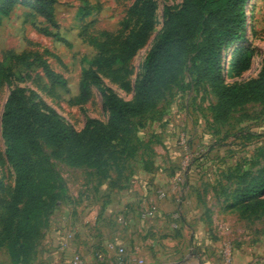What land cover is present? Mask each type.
Masks as SVG:
<instances>
[{"label": "rangeland", "instance_id": "obj_1", "mask_svg": "<svg viewBox=\"0 0 264 264\" xmlns=\"http://www.w3.org/2000/svg\"><path fill=\"white\" fill-rule=\"evenodd\" d=\"M133 1L56 0L55 25L23 4H16L7 14L0 15V63L4 60V67L13 72L8 78L0 76V232L16 182L1 125L9 91L19 89L26 103L54 111L77 130L85 126L87 119L105 123L108 113L102 105L101 86H91V96L86 102H71L78 94L83 58L90 59L95 54L83 41L82 33L86 29L90 33L115 31ZM181 1L153 0L154 28L147 43L124 66L99 71L104 85L121 98L133 97L140 64L160 32L163 7L177 8ZM241 49L248 50L251 56L250 66L245 70L230 60ZM9 51L26 52L28 62L16 57L4 59ZM227 54L230 59H225L222 67L228 82L246 81L260 70L264 59V0H249L244 34L226 46ZM35 55L65 79V87L52 82L33 61ZM240 56L243 61L246 52ZM189 66L187 63L179 78L165 88L156 107L141 117H132L129 130L123 136L130 140L126 149L131 154L130 160L123 158L121 146L112 147L114 179L121 168L126 174L116 179L129 184L135 169L145 175L153 170L160 173L150 184L151 197L144 192L139 194L138 205L130 210V220H117L114 227L128 229L130 235H162L161 246L166 245L164 240L173 246L182 244L186 253L197 252L201 261L211 254L223 264H231L236 255H248L244 264H264V213L247 215L233 198L264 164V98L236 107L224 122L214 120L217 98L212 86L208 81L195 83ZM42 147L64 180L65 190L57 191L56 205L40 221L37 235L41 238L50 231L51 217L55 212H62L69 202L67 181L71 185L70 195H76L81 168L69 163L64 155H56L46 143ZM158 190L164 196L160 197ZM155 201L158 205L170 202L172 207L161 209ZM67 230L66 235L72 232L78 235L74 225ZM41 238H37L35 254ZM221 251L225 258L229 256L228 262ZM0 264H15L6 244L0 247Z\"/></svg>", "mask_w": 264, "mask_h": 264}, {"label": "trees", "instance_id": "obj_2", "mask_svg": "<svg viewBox=\"0 0 264 264\" xmlns=\"http://www.w3.org/2000/svg\"><path fill=\"white\" fill-rule=\"evenodd\" d=\"M56 0H0V15L7 14L16 4L31 7L49 24L55 25ZM249 0H182L177 8L165 5L162 26L140 64L134 82L133 97L125 100L105 86L100 70L120 67L148 41L154 28L153 0H134L119 21L115 31L101 30L82 33L83 41L95 54L83 58L78 94L74 104L86 102L91 86H101L105 123L87 119L81 130L68 125L52 110L24 101L19 89L9 91L1 114L3 136L8 142L7 156L16 171L15 190L7 217L0 232V247L7 245L15 264H30L35 255L40 221L48 209L56 205L57 191L65 190L52 161L44 152L42 143L49 145L56 155L81 168L93 169L106 177L113 166L112 147L121 146L124 159L129 139L123 137L129 130L132 117H141L156 107L165 88L175 82L190 63V76L195 83L208 81L217 98L213 108L214 120L226 121L233 110L243 104L264 98V59L257 74L243 82H228L222 64L226 46L242 38L246 27ZM48 34L47 31H43ZM246 52L241 61L240 53ZM28 54L7 52L25 62ZM240 70L248 69L250 52L241 49L230 59ZM34 62L40 65L53 83L65 87V79L56 73L40 56ZM29 64V63H28ZM13 75L10 68L0 63V76ZM234 201L247 215L264 213V164L258 174L234 195Z\"/></svg>", "mask_w": 264, "mask_h": 264}, {"label": "crops", "instance_id": "obj_3", "mask_svg": "<svg viewBox=\"0 0 264 264\" xmlns=\"http://www.w3.org/2000/svg\"><path fill=\"white\" fill-rule=\"evenodd\" d=\"M79 170L76 195H70L71 185L67 181L69 202L62 212H55L51 217L50 231L39 241L31 264H71L74 253L81 255L84 264H114L115 252L109 249V244L126 249L127 264H137L135 259H142V264H223L211 254L201 261L197 252L186 253L182 244L173 246L164 240L166 245L161 246L162 235H130L128 229H115L117 220H130V210L138 205L139 194L144 192L151 197L150 184L157 179L159 171H149L145 175L135 169L131 172L129 184L116 179L126 174L124 168L119 169L115 179L112 169L106 177L90 168ZM143 176L145 178L141 179ZM147 182L149 185H145ZM158 206L167 210L166 207L171 208L172 203L164 202ZM71 225L77 229L78 235L68 237L66 231ZM99 254L103 255V260L98 258ZM247 259L248 255H236L231 264H244Z\"/></svg>", "mask_w": 264, "mask_h": 264}, {"label": "built area", "instance_id": "obj_4", "mask_svg": "<svg viewBox=\"0 0 264 264\" xmlns=\"http://www.w3.org/2000/svg\"><path fill=\"white\" fill-rule=\"evenodd\" d=\"M158 195L160 197H162V196H164V192L162 190H158ZM74 234L75 233L72 232V233H70L68 235V237H70V236H72ZM108 247H109L110 250H114V252H115L114 253V258H115L114 264H127V257L128 256H127V251H126V249L124 247H120V246L116 247L113 244H109ZM221 254H222V257H223L224 260H226L227 262L230 260L229 256H227L225 258V253L222 252ZM98 258L102 259V260L104 259L102 254H99ZM135 260H136L137 264H142V262H143L142 259H135ZM70 262H71V264H84L81 255L78 254V253H74L72 255Z\"/></svg>", "mask_w": 264, "mask_h": 264}, {"label": "bare ground", "instance_id": "obj_5", "mask_svg": "<svg viewBox=\"0 0 264 264\" xmlns=\"http://www.w3.org/2000/svg\"><path fill=\"white\" fill-rule=\"evenodd\" d=\"M226 59H227V61H229V59H230V57H229V55L227 54V56H226Z\"/></svg>", "mask_w": 264, "mask_h": 264}]
</instances>
